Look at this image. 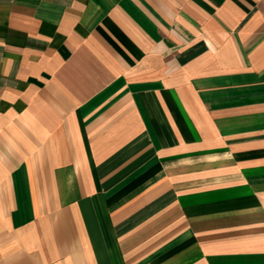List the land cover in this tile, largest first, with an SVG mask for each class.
I'll return each instance as SVG.
<instances>
[{
	"label": "crops",
	"instance_id": "crops-1",
	"mask_svg": "<svg viewBox=\"0 0 264 264\" xmlns=\"http://www.w3.org/2000/svg\"><path fill=\"white\" fill-rule=\"evenodd\" d=\"M0 264H264V0H0Z\"/></svg>",
	"mask_w": 264,
	"mask_h": 264
}]
</instances>
